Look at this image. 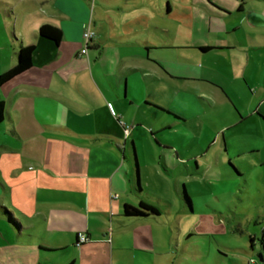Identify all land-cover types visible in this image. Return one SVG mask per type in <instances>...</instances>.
I'll use <instances>...</instances> for the list:
<instances>
[{
    "label": "crops",
    "instance_id": "1",
    "mask_svg": "<svg viewBox=\"0 0 264 264\" xmlns=\"http://www.w3.org/2000/svg\"><path fill=\"white\" fill-rule=\"evenodd\" d=\"M247 1L195 0L198 16L190 24L196 38L183 46L161 47L145 41L143 31L131 23L117 25L114 13L131 12L138 7L137 0H0V75L15 66L21 46H35L32 67L0 86L6 110L0 123V207L8 205L18 226L9 231L18 242L10 243L12 249L20 242L33 248L45 241L60 248L39 246L43 255L38 264H126V252L154 246L152 224L158 218L127 219L123 214L126 203L147 199L156 204L150 189H142L140 196L134 192L141 186L137 157L136 165L133 162L138 140L145 141L144 156L155 159L158 154L166 172L183 164L188 167L185 147L193 145L199 152L204 147L196 135L179 131L187 120L147 100L190 107L198 103L197 96L213 103L222 91L227 102H243L238 91L246 85L252 90L253 77L242 67L222 65H230L233 57L244 59L233 50L234 43L244 45L240 29L249 33L245 21L264 24V0H256L250 9ZM173 14L167 2L164 18ZM44 24L62 31L60 42L39 35ZM87 29L95 35L83 54ZM248 37L257 49L264 45V40ZM181 50L195 53L175 54ZM220 76L231 77L230 90ZM134 105L153 116L151 139L138 129L147 115L140 117L138 109L132 113ZM259 115L264 127V112ZM248 117L239 114V122L230 119L231 124L222 126L214 119L215 140L224 136V148L230 144L238 153L245 149L255 153L261 148L258 139L246 137L248 142L241 144L226 135L230 125H240ZM231 160L227 170L237 173ZM144 167H152L149 160ZM198 170L195 167L193 173ZM182 186H176L177 196L181 209L188 212L192 201L180 197L181 189H187ZM79 232L87 233L89 241L78 245Z\"/></svg>",
    "mask_w": 264,
    "mask_h": 264
},
{
    "label": "rangeland",
    "instance_id": "2",
    "mask_svg": "<svg viewBox=\"0 0 264 264\" xmlns=\"http://www.w3.org/2000/svg\"><path fill=\"white\" fill-rule=\"evenodd\" d=\"M194 1L137 0L136 9L114 15L118 26L131 23L137 31H143L145 41L161 47L183 46L184 41L196 38L193 31L195 26L192 28L191 25L198 16L197 9L193 7ZM167 2H170L174 11L173 17L169 19L164 18ZM254 3L257 1L248 0L245 6L250 9ZM261 8L264 13V1ZM185 14H189L190 17H186ZM240 19L239 17L238 21ZM188 23H191L189 28H185ZM245 23L246 31L249 33L246 36L240 29V36L244 39H239L244 45L234 43L233 50L236 55H245L244 59L238 61L233 57L230 65H222L230 69L242 67L247 75L253 77L252 90L246 85L245 90L238 91L245 97L243 102H227L222 91L215 96V102H207L197 96L198 103L195 102L190 107L169 105L165 101H159L163 104L160 105L147 100L187 120L188 125L179 131L199 137L204 152H199L193 145L185 147L186 160H190L188 167L183 164L174 171L166 172L158 162L161 161L158 154L155 159L150 154L144 156L145 141L138 140L140 147L138 149L136 146L133 162L136 164L137 157L141 188L144 191L150 189L155 193L151 196L155 197L153 202L158 205L161 215L152 224L155 231L154 246L150 245V249H143L141 252H126V264H264V245L260 241L264 234V127L259 115L264 112V45L260 44L257 49L248 37L253 36L262 42L264 24L251 20ZM239 26L241 27V23ZM227 36L233 38L231 35ZM199 38L205 39L202 36ZM210 38L214 39L213 36ZM193 53L195 52L188 50L175 51L177 55ZM248 55H253V58L249 59ZM219 79L226 84L228 90L231 89V77L220 76ZM242 80L244 81L241 79V82ZM192 103L190 101V104ZM137 109L140 117H144L143 112L147 115L146 123L140 125L138 129L142 128L151 139L149 124L155 120L144 107L137 108L134 105L130 111ZM239 114L249 116V119L240 125H230L226 135L228 138H237L241 144L248 142L246 137L258 139L261 148L255 153L251 149L238 153L230 144L224 148L223 141L226 139L224 136L218 141L215 140L217 132L212 121L215 119L218 126L224 123L231 124L236 120L239 122ZM166 136L171 140L177 138L168 132ZM130 153L129 148L128 154ZM173 158L177 159L175 155ZM231 158V163L238 170L237 173L227 170V163ZM146 160H149L152 167H144ZM195 167L199 170L193 173ZM134 176L138 177L137 170ZM183 183L186 184L192 201V210L189 208L188 212L181 209L177 196L176 186L182 188ZM42 193L40 191L39 194ZM4 205L8 207L7 204ZM0 229V264H38L40 255H43L38 251L39 246L48 249L60 248L53 243L41 241L42 243H37L33 248L20 242L21 245L15 248L19 250H15L11 248L10 243L16 245L18 242L15 236L9 235V231L18 230L16 223L12 222V226L9 227L6 220H0Z\"/></svg>",
    "mask_w": 264,
    "mask_h": 264
},
{
    "label": "trees",
    "instance_id": "3",
    "mask_svg": "<svg viewBox=\"0 0 264 264\" xmlns=\"http://www.w3.org/2000/svg\"><path fill=\"white\" fill-rule=\"evenodd\" d=\"M39 35L41 37L51 38L56 42H60L62 39V31L59 28L50 24L42 25L39 29ZM204 49L206 48H203V50ZM34 50H35L34 45L20 47L17 53V62L15 66H13L11 69L5 71L0 75V86H2L3 84L7 83L17 75L25 72L26 70L32 67ZM160 110L169 113V115L175 116L164 109L160 108ZM5 112H6L5 104L3 101H0V123L3 121L5 117ZM134 192L140 196L142 192L141 186H137L136 188H134ZM180 192H181L180 197L182 199H185L188 202L191 201L186 190L184 191L182 189V191ZM0 209H1L0 213L4 217V220H6L7 226L11 227V223L14 222L15 220V218L12 217L11 211L5 206H1ZM123 214L127 219H147V218H159V216L161 215V211L156 204L146 199V200H141L138 204L126 203L124 205ZM260 241L264 245V234ZM40 249L53 251V249H47L41 246Z\"/></svg>",
    "mask_w": 264,
    "mask_h": 264
},
{
    "label": "built area",
    "instance_id": "4",
    "mask_svg": "<svg viewBox=\"0 0 264 264\" xmlns=\"http://www.w3.org/2000/svg\"><path fill=\"white\" fill-rule=\"evenodd\" d=\"M94 32H92L90 29H87V30H85V32L83 33V37L86 39V41H87V43H86V45L82 48V50H81V52L83 53V54H86V53H88V49H89V42L90 41H92V39H93V37H94ZM130 129H131V127L130 126H127L126 128H125V133H126V135H128L129 133H130ZM115 197H117V196H115ZM89 236L87 235V233H85V232H79L78 233V240H77V244L78 245H81V244H83V243H85V242H87V241H89Z\"/></svg>",
    "mask_w": 264,
    "mask_h": 264
},
{
    "label": "water",
    "instance_id": "5",
    "mask_svg": "<svg viewBox=\"0 0 264 264\" xmlns=\"http://www.w3.org/2000/svg\"><path fill=\"white\" fill-rule=\"evenodd\" d=\"M261 259L263 260V258L261 257Z\"/></svg>",
    "mask_w": 264,
    "mask_h": 264
}]
</instances>
